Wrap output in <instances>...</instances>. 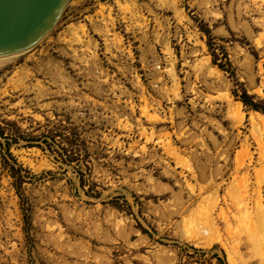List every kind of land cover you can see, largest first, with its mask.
<instances>
[{
    "label": "rangeland",
    "instance_id": "obj_1",
    "mask_svg": "<svg viewBox=\"0 0 264 264\" xmlns=\"http://www.w3.org/2000/svg\"><path fill=\"white\" fill-rule=\"evenodd\" d=\"M12 58L0 149L36 178L19 195L0 150V264H264L246 232L182 221L264 178V113L239 99L264 108V0H70Z\"/></svg>",
    "mask_w": 264,
    "mask_h": 264
},
{
    "label": "bare ground",
    "instance_id": "obj_2",
    "mask_svg": "<svg viewBox=\"0 0 264 264\" xmlns=\"http://www.w3.org/2000/svg\"><path fill=\"white\" fill-rule=\"evenodd\" d=\"M11 58L12 57L2 58L0 59V61H3L5 59H11ZM258 116H260L262 120L264 119V115L262 114L260 115L259 113H257L256 117ZM251 118L253 119L254 116H251ZM187 165L188 163L186 164V166ZM202 171L203 170H201L200 172ZM261 174L262 172H258V169H257L255 173L254 185L251 191L249 190L248 184H247V182L250 180V177H251L250 175L246 173L243 175H236L234 177H232L233 175H231L233 180H231L230 182L231 184L227 186L229 188L226 190L225 195L221 198L224 201L225 206H221V207L219 206L220 208L216 216H214L215 214L213 215V211L215 207H217L218 203H220V198H219V193H218V190L220 189L218 186L220 184L214 183L213 186L215 187V189L211 191L212 193H206L202 198L203 201L209 202L208 205L210 206L208 208H204L201 205L199 208H196V209L192 208L189 214H187L186 216H183L182 218L183 223H186V225L188 224L189 228L191 230H194V232L198 236L206 237V238H210V237L219 238V237H222L223 233L226 234V237L227 236L231 237V236L237 235L238 232H246L247 239L249 240L250 244L255 247L258 255L260 256V259L263 260L264 259V248H263V245H264L263 244L264 243V194L262 193V186L264 183V178L261 177ZM207 184L209 185V183ZM205 185L203 184L197 187L199 195H201L202 192L205 191V188H206ZM188 186L190 190L195 191V187L193 185L188 184ZM214 187H211V189H213ZM210 207H213V209H210ZM188 225L186 227H188Z\"/></svg>",
    "mask_w": 264,
    "mask_h": 264
},
{
    "label": "water",
    "instance_id": "obj_3",
    "mask_svg": "<svg viewBox=\"0 0 264 264\" xmlns=\"http://www.w3.org/2000/svg\"><path fill=\"white\" fill-rule=\"evenodd\" d=\"M70 0H0V59L25 53L46 37Z\"/></svg>",
    "mask_w": 264,
    "mask_h": 264
},
{
    "label": "trees",
    "instance_id": "obj_4",
    "mask_svg": "<svg viewBox=\"0 0 264 264\" xmlns=\"http://www.w3.org/2000/svg\"><path fill=\"white\" fill-rule=\"evenodd\" d=\"M204 30L207 32L206 29H204ZM208 45L210 46V42L208 43ZM220 50H221L222 55L226 58V53L224 52V50H222L221 48H220ZM213 62L215 63L216 61L214 60ZM215 64L218 67L232 73L231 67L229 64H227V67L221 63H215ZM239 99L245 105L249 106L250 108L257 110V111H261L264 113V108L260 107V105L258 103L253 101L252 98L246 93V91L242 92V94L239 96ZM0 146H1V143H0ZM0 150L5 151V153L1 155L3 165L8 167L10 174L12 175V177H14V179L16 181V189H17L18 194L20 195L19 190H18V184L20 185L25 180H32V178H36V175L32 174L28 169L24 168L22 165H19L16 162V159L13 157V155L9 151V143H6V146L2 147ZM15 165H17L16 168H15Z\"/></svg>",
    "mask_w": 264,
    "mask_h": 264
}]
</instances>
